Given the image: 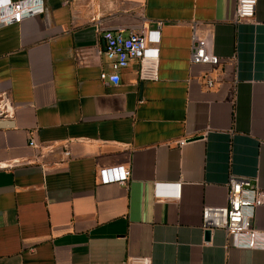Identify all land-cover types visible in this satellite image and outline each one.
I'll return each mask as SVG.
<instances>
[{
    "label": "crops",
    "instance_id": "0c3cea01",
    "mask_svg": "<svg viewBox=\"0 0 264 264\" xmlns=\"http://www.w3.org/2000/svg\"><path fill=\"white\" fill-rule=\"evenodd\" d=\"M45 3L0 27V96L14 107L0 121V264H264V250L202 228L231 176L264 189V0L239 23L237 0ZM159 23L157 82L138 81L136 63L119 85L100 80L105 31ZM194 23L218 65L190 62ZM113 167L130 170L126 186L99 182Z\"/></svg>",
    "mask_w": 264,
    "mask_h": 264
},
{
    "label": "built area",
    "instance_id": "2783aa9c",
    "mask_svg": "<svg viewBox=\"0 0 264 264\" xmlns=\"http://www.w3.org/2000/svg\"><path fill=\"white\" fill-rule=\"evenodd\" d=\"M68 1V0H65ZM258 0H237L235 22L254 18ZM46 11L45 0H0V27L19 25L26 20L42 16ZM163 24L155 30L139 29L118 32L105 31L102 54L108 62L111 73L102 72L100 80L112 85L121 82L120 72L132 63L137 64V77L140 82H157L159 80L160 44ZM98 22V31H102ZM190 62L194 65L219 64L220 59L209 49L207 43L198 33V23L192 25ZM205 88L209 91L215 86L210 75L204 76ZM14 117V107L5 95L0 96V121ZM188 141L178 143L184 146ZM35 143L32 141L31 145ZM35 146V145H34ZM68 157L70 154L66 152ZM131 177L125 167L105 168L99 171L102 185L120 184L126 186ZM227 204L223 207H205L202 212L204 231L223 230L237 249L264 250V232L256 228L257 211L264 207V189L250 179L231 176L228 184ZM124 264H152L148 257H129Z\"/></svg>",
    "mask_w": 264,
    "mask_h": 264
},
{
    "label": "water",
    "instance_id": "95a60500",
    "mask_svg": "<svg viewBox=\"0 0 264 264\" xmlns=\"http://www.w3.org/2000/svg\"><path fill=\"white\" fill-rule=\"evenodd\" d=\"M211 235H212V231H211V230H207V231H205V237H206V240H207V241L210 240Z\"/></svg>",
    "mask_w": 264,
    "mask_h": 264
}]
</instances>
